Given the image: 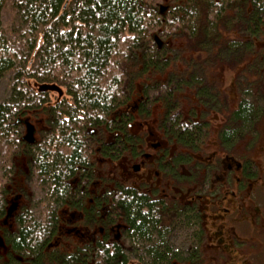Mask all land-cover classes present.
Returning a JSON list of instances; mask_svg holds the SVG:
<instances>
[{
	"label": "trees",
	"instance_id": "16d2710c",
	"mask_svg": "<svg viewBox=\"0 0 264 264\" xmlns=\"http://www.w3.org/2000/svg\"><path fill=\"white\" fill-rule=\"evenodd\" d=\"M7 6L13 19L4 25ZM263 35L264 0H0V219L16 159L24 158L28 186L42 197L34 202L25 193V205L33 201L35 208H22L21 236L42 237L43 221L74 195L70 180L88 152L84 132L116 125L113 113L133 96L161 106L162 128L183 147L198 146L208 126L185 114L219 102L207 73L218 62L239 63L235 73L242 78L237 111L225 125L240 132L223 131L252 130L263 108L258 99L264 93L254 89L264 81ZM141 78L136 94L134 81ZM47 86L64 95L51 99L52 90L39 89ZM186 90L194 101L184 98ZM30 113L45 114L51 129L41 130L34 143L23 135Z\"/></svg>",
	"mask_w": 264,
	"mask_h": 264
},
{
	"label": "flooded vegetation",
	"instance_id": "af4514ba",
	"mask_svg": "<svg viewBox=\"0 0 264 264\" xmlns=\"http://www.w3.org/2000/svg\"><path fill=\"white\" fill-rule=\"evenodd\" d=\"M228 66L234 70L228 94L233 107L224 108L216 77L219 102L208 110L189 107L193 112L185 114L208 126L198 146L183 147L162 128L161 106H149L140 95L113 113L116 125L84 132L88 152L70 180L74 195L43 221L42 237L21 236L25 191L10 183L0 219V264H264V148L254 149L260 136L223 131L237 111L236 81L242 79L235 73L239 63ZM136 88L141 94L142 87ZM48 92L56 100L64 95ZM191 92L184 98L194 101ZM263 115L260 108L255 126ZM23 123L33 129L32 143L41 130H51L43 119L37 128ZM227 129L240 132L237 125ZM19 169L27 179L28 165ZM26 242L34 248L26 250Z\"/></svg>",
	"mask_w": 264,
	"mask_h": 264
},
{
	"label": "rangeland",
	"instance_id": "374dc122",
	"mask_svg": "<svg viewBox=\"0 0 264 264\" xmlns=\"http://www.w3.org/2000/svg\"><path fill=\"white\" fill-rule=\"evenodd\" d=\"M4 11H5V13H3V15H2V22L4 23V25H7L10 22L11 18L13 19V17H12L13 12L9 6H7ZM261 42L264 43V35H263ZM182 64H183L182 61H178L177 62L178 68H181ZM212 67L213 68L209 72V75L211 78L215 79L216 77H218L220 79V83H219L220 86H218V87L222 90L223 93H225V96H224L225 97V99H224L225 107L224 108L233 107L234 98L228 97V94H230L229 88L232 87V85L230 84V81L232 79V74H234L233 67L228 66L227 64H225L224 67H221L219 65L214 64ZM152 74H155L152 76H157V77L160 76L159 73H152ZM163 75H161V76H163ZM144 77H148V76L145 75ZM144 80H145V78L136 79L134 81L135 87H137L136 85L142 83ZM256 84H257V86H255L254 89L260 90L261 92L264 93V81L258 82ZM2 92H4L3 84L0 85V97L4 96V94H2ZM258 100H259V103H261V105L263 107L262 109H264V94L260 95ZM184 107H188L187 100L184 101ZM185 111L187 112V110H185ZM42 119H43V123H45V119H46L45 114L30 113L23 118V122H24V120H26V122H28L29 124L35 125V127L37 128L39 125L41 126ZM217 124H218L217 122L212 123L211 130H213ZM256 129H257V131H256ZM23 135H25L24 131H23ZM245 136H250V138H252V140H253V138H255L257 140L260 136L259 142H257L256 140H255L256 142L254 141L256 143L254 149L255 150L257 149V151L258 150L260 151L261 148H264V115L262 116L261 120L257 123V126H255L252 130L244 132V135L242 137L245 138ZM256 146H257V148H256ZM258 147H260V148L258 149ZM255 156H256L255 158L261 159L258 157L259 153L256 152ZM261 160H262V168L264 169V157ZM26 164H27V160H25L24 158L20 157V158L16 159L15 165L18 167V169H17L16 175L14 176V178L11 182V187L14 190H18V191H19V189H23L25 191V193L27 192L28 195H30L32 193V196H34L33 201L35 202L36 196L42 197V194H40L39 191H37V193H35V190H33L32 187L29 188L27 180L24 179L23 175L20 174L19 168L22 166L23 167L27 166ZM0 172H1V168H0ZM30 189H32V191ZM33 201H30L29 204L26 205L27 207H30V210L35 208V207H32V205H31L34 203ZM23 204H25V202H23Z\"/></svg>",
	"mask_w": 264,
	"mask_h": 264
},
{
	"label": "water",
	"instance_id": "95a60500",
	"mask_svg": "<svg viewBox=\"0 0 264 264\" xmlns=\"http://www.w3.org/2000/svg\"><path fill=\"white\" fill-rule=\"evenodd\" d=\"M64 8V7H63ZM166 7L164 6H160V12L161 13H164L166 11ZM155 41L156 43H158V45H160V42L155 38ZM40 90H58L57 87H39ZM26 125V124H25ZM24 139L27 141V142H33V129L31 126H29L28 124L26 125V134H25V137ZM14 206L15 205H12V207H10L7 211V215L8 217L10 216V214L13 212L14 210Z\"/></svg>",
	"mask_w": 264,
	"mask_h": 264
}]
</instances>
